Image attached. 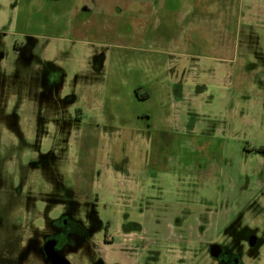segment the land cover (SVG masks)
Returning a JSON list of instances; mask_svg holds the SVG:
<instances>
[{"label": "rangeland", "instance_id": "obj_1", "mask_svg": "<svg viewBox=\"0 0 264 264\" xmlns=\"http://www.w3.org/2000/svg\"><path fill=\"white\" fill-rule=\"evenodd\" d=\"M62 218L72 264H264V0H0V264Z\"/></svg>", "mask_w": 264, "mask_h": 264}, {"label": "flooded vegetation", "instance_id": "obj_2", "mask_svg": "<svg viewBox=\"0 0 264 264\" xmlns=\"http://www.w3.org/2000/svg\"><path fill=\"white\" fill-rule=\"evenodd\" d=\"M70 223L62 218L58 226L60 227V231L53 235V236H45L42 240V247H40L41 255L44 259V264H72L70 260L67 262L61 260L58 256L61 257V253L59 250L61 248L66 247L71 243V240L69 239L71 232L73 231L72 228L69 226ZM75 232V231H73ZM72 232V233H73ZM247 240L249 242L250 248H253L255 246V238L252 237L250 234L247 235ZM214 244H208V252L207 254L211 257V259L218 262V264H241L240 258L232 257L231 255L225 253V250L220 248L216 245V247L213 248L212 252L210 253V249ZM63 257V256H62ZM65 259V258H64Z\"/></svg>", "mask_w": 264, "mask_h": 264}, {"label": "water", "instance_id": "obj_3", "mask_svg": "<svg viewBox=\"0 0 264 264\" xmlns=\"http://www.w3.org/2000/svg\"><path fill=\"white\" fill-rule=\"evenodd\" d=\"M214 247H216V245H213L212 247H211V249H210V253L212 252V250H213V248ZM61 260H63V261H65V262H67L68 263V261L66 260V259H64L62 256L60 257V256H58ZM68 264H70V263H68Z\"/></svg>", "mask_w": 264, "mask_h": 264}, {"label": "crops", "instance_id": "obj_4", "mask_svg": "<svg viewBox=\"0 0 264 264\" xmlns=\"http://www.w3.org/2000/svg\"><path fill=\"white\" fill-rule=\"evenodd\" d=\"M178 95V94H177ZM179 96V95H178Z\"/></svg>", "mask_w": 264, "mask_h": 264}]
</instances>
